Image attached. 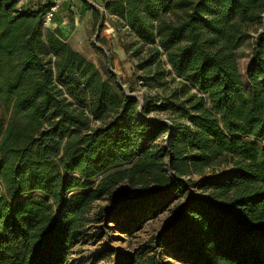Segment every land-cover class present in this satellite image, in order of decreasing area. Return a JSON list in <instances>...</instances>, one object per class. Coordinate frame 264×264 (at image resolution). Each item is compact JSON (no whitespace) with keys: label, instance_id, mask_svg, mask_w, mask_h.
Segmentation results:
<instances>
[{"label":"trees","instance_id":"16d2710c","mask_svg":"<svg viewBox=\"0 0 264 264\" xmlns=\"http://www.w3.org/2000/svg\"><path fill=\"white\" fill-rule=\"evenodd\" d=\"M20 1L0 0V264H68L91 230L129 240L167 211L97 261L264 264V0L105 1L142 116L109 67L44 25L55 4ZM124 185L137 193L116 197Z\"/></svg>","mask_w":264,"mask_h":264},{"label":"rangeland","instance_id":"374dc122","mask_svg":"<svg viewBox=\"0 0 264 264\" xmlns=\"http://www.w3.org/2000/svg\"><path fill=\"white\" fill-rule=\"evenodd\" d=\"M101 10H104L103 6L100 7ZM73 13V12H72ZM80 16V14L78 15ZM80 25L84 24L85 30L82 31L83 37L78 41H71V46L76 51L83 54L88 60L97 66L101 71L104 77L105 68H108V57L104 56L96 48L94 44L95 35L97 32V27L99 22L95 24L94 18L87 19V17L80 18ZM52 24V23H51ZM51 24L48 27H51ZM47 27V26H46ZM105 41L103 45L106 50L107 47L110 48L109 54L113 55L112 66L113 70L118 73L121 77V81L125 87L133 86L134 92L144 93L145 89L141 88V82L139 81V74L137 75L134 69V62L131 61L121 45V41L116 34L115 30L111 25V21L108 18H104L103 27L101 28L100 35L98 37ZM101 44V43H100ZM247 54L239 60V69L241 74L246 77V71L250 63V55L248 53V47L244 48ZM112 58V57H111ZM155 116V115H154ZM157 117V116H156ZM159 117L165 118L164 114L159 115ZM161 145H164V141H161ZM121 191H128V193L135 194L136 190H128L127 186H121L117 190L116 197ZM138 191V190H137ZM137 193V192H136ZM108 203L107 200L96 202L91 209V218L93 219L101 206H105ZM171 214L169 211L159 215L157 218L150 220L143 229L137 232V237L127 240L126 237L119 231H114L111 233V237L108 233L106 236L102 237L101 240H98L94 237V231L91 230V234L86 241H81L76 247L75 251L70 255L68 259V264H114L115 256L106 258L100 261H97V255L101 252V249L104 245L111 244L112 246L120 249L123 252L130 251L143 243V241L149 239L152 235L159 233L163 227L169 222ZM93 223H91L92 225ZM168 261H171V258H167Z\"/></svg>","mask_w":264,"mask_h":264},{"label":"crops","instance_id":"0c3cea01","mask_svg":"<svg viewBox=\"0 0 264 264\" xmlns=\"http://www.w3.org/2000/svg\"><path fill=\"white\" fill-rule=\"evenodd\" d=\"M82 1L84 0H29L27 2L20 1V3L32 9L36 8L39 4H58L59 8L55 13L50 28L55 30L62 40H65L71 45V41H78L83 37L82 31L85 30V26H83L84 24L80 25V18L87 17V19H91L93 17L92 11H86L82 6ZM90 1L99 6V8L102 6L104 8L105 1L107 0ZM93 4L91 5L94 6ZM79 14L80 16H78Z\"/></svg>","mask_w":264,"mask_h":264},{"label":"water","instance_id":"95a60500","mask_svg":"<svg viewBox=\"0 0 264 264\" xmlns=\"http://www.w3.org/2000/svg\"><path fill=\"white\" fill-rule=\"evenodd\" d=\"M85 2H88V3H91L90 0H84ZM93 4V3H91ZM97 9H99V11L101 12V19L99 21V26L97 27V32H96V35H95V39H94V44L100 48L101 50L104 51V53L107 55L108 57V67L109 69L113 72V74H115L117 76V82L118 84L120 85V87L124 90V92L130 96V97H133V98H136L140 104V108H139V111H140V114L142 116V109L144 108V103H145V97H144V94L143 93H136V92H130V89L128 87H125L121 81V77L118 73H116L114 70H113V66H112V59L111 58V55L109 54V52L106 50V48L101 45L99 42H98V37L100 35V31H101V28L103 27V21H104V18H105V15H104V10H101L99 8V6L93 4ZM161 122L165 123V124H169L171 125V123L168 121V120H162ZM173 131V129L171 130V132ZM170 134L166 136V140H168ZM120 194V193H119Z\"/></svg>","mask_w":264,"mask_h":264},{"label":"built area","instance_id":"2783aa9c","mask_svg":"<svg viewBox=\"0 0 264 264\" xmlns=\"http://www.w3.org/2000/svg\"><path fill=\"white\" fill-rule=\"evenodd\" d=\"M21 1H22V2H27V1H29V0H21ZM58 8H59V5H58V4H55V5H53V6L50 8V10L47 12V14L45 15V19H44V25H45V26L48 27V26L52 23L53 18H54V16H55V13L57 12Z\"/></svg>","mask_w":264,"mask_h":264}]
</instances>
